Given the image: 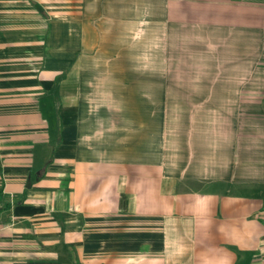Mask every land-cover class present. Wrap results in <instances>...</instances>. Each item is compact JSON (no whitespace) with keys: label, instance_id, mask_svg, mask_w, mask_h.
Listing matches in <instances>:
<instances>
[{"label":"crops","instance_id":"0c3cea01","mask_svg":"<svg viewBox=\"0 0 264 264\" xmlns=\"http://www.w3.org/2000/svg\"><path fill=\"white\" fill-rule=\"evenodd\" d=\"M123 7L166 10L165 110L97 96ZM0 264H264V0H0Z\"/></svg>","mask_w":264,"mask_h":264},{"label":"rangeland","instance_id":"374dc122","mask_svg":"<svg viewBox=\"0 0 264 264\" xmlns=\"http://www.w3.org/2000/svg\"><path fill=\"white\" fill-rule=\"evenodd\" d=\"M109 15L114 22L116 17H123L122 24L111 26V51L116 55L123 53V84H103L97 96H105L106 102L110 101L115 109L119 108L120 101L127 108L131 99L136 105V96L142 93L144 98L153 97L161 111L165 110L169 80L167 25L163 23L166 10L123 7L109 10ZM115 64L112 69L118 70L120 63ZM140 104L146 107V99L138 100L137 106Z\"/></svg>","mask_w":264,"mask_h":264},{"label":"water","instance_id":"95a60500","mask_svg":"<svg viewBox=\"0 0 264 264\" xmlns=\"http://www.w3.org/2000/svg\"><path fill=\"white\" fill-rule=\"evenodd\" d=\"M30 183V182H29Z\"/></svg>","mask_w":264,"mask_h":264}]
</instances>
